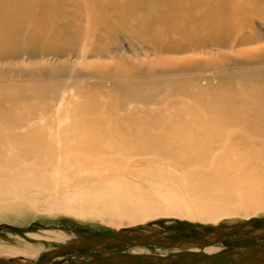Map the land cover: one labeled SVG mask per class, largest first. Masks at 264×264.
<instances>
[{"label": "bare ground", "instance_id": "bare-ground-1", "mask_svg": "<svg viewBox=\"0 0 264 264\" xmlns=\"http://www.w3.org/2000/svg\"><path fill=\"white\" fill-rule=\"evenodd\" d=\"M256 21L264 25V0H0L1 68L28 75L0 87L2 212L65 209L128 225L264 213ZM115 34L132 47L134 76L118 78L101 61L112 59ZM105 81L115 102L92 100ZM38 252L0 247L21 262Z\"/></svg>", "mask_w": 264, "mask_h": 264}, {"label": "rangeland", "instance_id": "rangeland-1", "mask_svg": "<svg viewBox=\"0 0 264 264\" xmlns=\"http://www.w3.org/2000/svg\"><path fill=\"white\" fill-rule=\"evenodd\" d=\"M252 26L256 31L264 35V25L260 24L259 21H256ZM108 45L111 46V49H114V51L111 54L112 59H101V61L108 63L106 65V68L121 79L134 76L137 71L136 68L132 66L133 60L131 54L133 50L128 43V39L123 37V35L115 34L113 36H110ZM148 54L150 53L148 52ZM218 58L222 59V57ZM210 72H205V75L209 79L207 81L209 82L207 83L205 82V80H202L201 82L203 86H205L206 83L213 85L216 84V80L213 79V72ZM27 77L28 75L22 76L20 78L11 77L3 72V69L0 65L1 88H3L4 86L3 83L9 81L17 82L18 80L27 79ZM96 80L97 79L94 78V82H96ZM104 86L105 88L102 90L95 89L93 91L95 95L92 100L102 102H115L117 94L112 88V84L109 81H105ZM207 91L211 93L215 91V89ZM186 100L189 102L198 101L189 93L186 96ZM2 211L5 212L4 208H0V247H8L17 250L35 248L39 251L37 257L30 260H25L24 262L10 257L0 256V258L10 259L19 263L37 262L48 250L56 248L64 242L82 237L114 234L123 229H136L139 231L149 232L151 230H157L161 228H179L185 231L203 232L214 227L237 224L245 222L252 218L264 217V213H260L252 217H245V215L242 214L243 212H241V210H238L236 217L223 216L217 221L212 222L205 221L200 218H191L181 215L159 214L150 217L143 222L128 225L126 221L112 219L108 214H99L95 216L77 215L76 213L71 211L69 212V210L65 209L54 211H35L31 214L23 213L18 216L15 215L12 218H9L7 214H4ZM239 212L241 214H239ZM256 226L260 225L256 224ZM49 232H61L62 234L66 235V239L64 241L48 240L45 238V236H47V233ZM172 236H174V234H172ZM263 243L264 239L247 240L245 234H238L236 235L235 244L222 242L216 243L215 246H217L219 248V252H221L231 248L232 246H235L237 250H244L253 248ZM122 251L130 253H141V255H164L169 252L168 249L157 246H133L131 244H118L110 245L99 250L88 249L83 251L71 252L58 259H55L50 264L79 262L88 260L89 258H98L104 255Z\"/></svg>", "mask_w": 264, "mask_h": 264}, {"label": "water", "instance_id": "water-1", "mask_svg": "<svg viewBox=\"0 0 264 264\" xmlns=\"http://www.w3.org/2000/svg\"><path fill=\"white\" fill-rule=\"evenodd\" d=\"M259 224L260 226H256ZM176 234V236H171ZM245 234L247 240L264 239V217L213 228L203 232L179 228L157 229L149 233L119 231L114 234L82 237L63 243L47 251L37 262L19 263L0 258V264H50L60 256L87 249H101L110 245H154L172 250L166 255H140L126 251L98 258L65 264H264V243L253 248L237 250L235 246L214 254L204 252L206 246L228 242L235 244L236 235ZM191 248H198L194 251ZM176 249V250H175Z\"/></svg>", "mask_w": 264, "mask_h": 264}]
</instances>
